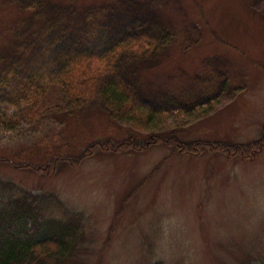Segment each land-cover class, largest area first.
Returning a JSON list of instances; mask_svg holds the SVG:
<instances>
[{"label":"rangeland","instance_id":"obj_1","mask_svg":"<svg viewBox=\"0 0 264 264\" xmlns=\"http://www.w3.org/2000/svg\"><path fill=\"white\" fill-rule=\"evenodd\" d=\"M46 1L41 16L25 10L28 0H0V61L22 64L29 54L40 55L53 31L93 33L85 12H93L97 24L158 18L173 32L172 42L159 56L126 65L127 82L150 98L219 96L193 115H165L144 127L139 139L148 143L152 132L190 143L248 144L262 137L264 0ZM62 101L58 90L33 123L12 109L18 120L12 128L0 124V153L38 164L49 152L80 156L88 144L128 133L130 126L110 117L98 93L76 115L63 112ZM0 177L54 194L62 211L80 214L86 238L67 264L264 262V149L252 158H232L179 155L157 143L99 154L77 167L65 164L53 177L10 166L0 167Z\"/></svg>","mask_w":264,"mask_h":264},{"label":"trees","instance_id":"obj_2","mask_svg":"<svg viewBox=\"0 0 264 264\" xmlns=\"http://www.w3.org/2000/svg\"><path fill=\"white\" fill-rule=\"evenodd\" d=\"M28 1L30 4L25 10L42 16L40 11L45 9L47 1ZM92 15L93 12L82 13L85 21L96 27L93 33L65 36L53 31L48 48L40 55L29 54V60L22 64L6 57L1 59L0 124L13 127L18 114L10 113L12 109L23 113L30 122H37L45 114L52 94L59 90L65 104L62 111L72 115L98 93L110 117L130 126L128 133L122 140H97L88 144L80 156L71 150L49 152L38 164L15 162L1 152L0 167L10 166L53 177L65 164L77 167L99 154L138 152L157 143L167 145L179 155L220 152L232 158H252L264 149V133L259 140L248 144L202 140L190 143L177 134L154 132L148 143L140 140L144 127L150 129L149 126L175 111L193 115L219 94L197 100L175 94L146 96L138 86L127 82L125 67L137 60L159 56L172 42L173 32L161 20L150 16L97 24ZM50 28L53 27L46 30ZM61 207V201L54 194L38 192L0 177V264H67L83 245L85 226L79 213L64 212ZM57 211L62 215H56Z\"/></svg>","mask_w":264,"mask_h":264}]
</instances>
